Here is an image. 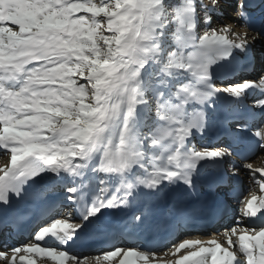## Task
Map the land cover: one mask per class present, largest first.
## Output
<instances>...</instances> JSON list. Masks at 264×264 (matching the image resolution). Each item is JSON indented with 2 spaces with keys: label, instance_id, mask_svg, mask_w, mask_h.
<instances>
[{
  "label": "snow or ice",
  "instance_id": "obj_1",
  "mask_svg": "<svg viewBox=\"0 0 264 264\" xmlns=\"http://www.w3.org/2000/svg\"><path fill=\"white\" fill-rule=\"evenodd\" d=\"M218 3L219 0H213L212 6L216 7ZM243 7V0H240L238 8ZM193 11L185 6L173 13L175 22L182 28L187 27L189 33L194 26ZM78 12L90 13L93 19L91 22L83 16L73 19ZM101 15L107 18L106 30L113 33L112 36L98 30L102 26L95 18ZM167 15L164 0H115L103 7L69 3V0H0V124L3 125L0 145L11 152V168L0 176V203L7 204V193L18 194V184L34 178L45 168L54 174L60 171L76 174L99 153L95 171L123 176L143 159L141 137L134 126L135 111L138 105H147L149 101L144 97L140 74L145 61L160 63L158 41L167 25ZM11 26H17L18 31H13ZM199 44L203 51L197 59V72L193 75H199L201 87L211 79L209 66L230 55L228 48L244 50L248 45L247 42L234 43L227 35H218L215 30L200 37ZM176 56V52L168 56L161 68L162 75L171 74L175 69L192 70L191 63L185 69ZM76 76L88 82L90 93L84 85L77 86L73 79ZM254 86L257 85L245 82L224 91L238 97ZM259 86L264 87V77ZM208 93L189 92L186 86L181 87L176 98L183 103L174 106L161 96L158 98V119L169 123L174 119L178 125L175 133L162 129L160 136L164 138L167 135L178 141L177 152L191 130L202 127L199 118L185 124L181 108L189 100L203 103ZM162 110L172 115H161ZM256 135L264 139V128ZM224 155L219 151L189 154L185 157L189 162L185 165L183 182L192 186L191 172L195 161L222 158ZM173 159L175 157H169L170 161ZM246 167L252 170L251 165ZM255 171L264 176V169ZM180 174L177 171L153 173L140 183L154 189L162 176L171 180ZM69 191L75 192V189ZM261 191H264V184ZM258 199L259 207H256ZM115 206L114 199L97 203L88 215L94 216L104 208ZM262 211L264 198L254 196L247 203L244 215L246 218L255 217ZM79 228L56 220L35 238L40 241L49 234L57 236L62 233L70 239ZM242 231L245 234L238 236L237 243L240 252L246 256L247 264H264V227L253 234H248L246 229ZM225 235L229 247H232L231 237L236 235V230ZM207 244L205 246L199 241L181 243L177 251L199 247L179 259L177 264H207V254L211 256V264H233L235 257L232 252L215 241ZM38 249L41 248L26 247L23 251L37 253ZM19 252L20 248L15 249L11 256L0 252V262L17 264ZM47 252V257L58 260L60 264L68 259L64 252ZM119 255L121 251L117 249L104 259L112 260ZM137 260L147 261L148 257L128 251L123 253L120 264H136ZM19 264H33V261L21 257Z\"/></svg>",
  "mask_w": 264,
  "mask_h": 264
},
{
  "label": "rangeland",
  "instance_id": "obj_2",
  "mask_svg": "<svg viewBox=\"0 0 264 264\" xmlns=\"http://www.w3.org/2000/svg\"><path fill=\"white\" fill-rule=\"evenodd\" d=\"M232 1L235 2V0H231V2L229 0H219L218 5L216 7H213L212 6L213 0H164V5L166 7L168 15H167V18L165 20V23H167V25L162 30L163 35L160 37V39L158 41V43L160 44V55H159L160 63H157L156 61L151 60V63L147 67V69H144L143 71H141V74H140L141 88H142L145 99H147L149 102L147 105H138L137 106V107H139V111L135 112V121H134V125H135V123L138 121V118L140 116V111H142L144 108L150 109V111L147 112L146 121L143 124H144V126H146L145 131L147 132V134L150 137L156 138L158 140L157 141L158 145H156V146H157V148H161L160 150L163 149V147H162L163 143L168 138L167 135H165L164 138H161L160 132L162 129H167L168 132L172 131L171 130L172 123H169L167 121H160L158 119V116L156 114L157 113L158 98L161 96L165 102H168L169 104H172L174 106V104L182 102L176 98V94L179 92V89L181 87L186 86L189 89V92L196 91V89L199 88L198 87L199 79H196V78H198L197 77L198 74L193 75V72H197V59L200 56V49L202 47L199 44V40L197 41V46L185 45V41L190 39L191 32L189 34L187 27L182 28L177 22H175L176 18L173 15V13H175L177 10L184 9L185 6H188L189 8L194 9V11L192 12V20L194 19L193 21L198 22L199 26H198L197 30L198 31L203 30V29L206 30V32H204V34L201 35V37L204 35L211 34V32L213 30H215L216 33L218 34L219 32L217 30V26H218L217 23H218L219 17L226 15V16L230 17V19H232V20L236 21L238 19V18H236L237 16L233 17V15H237V13L235 12V7L231 6ZM114 2H115V0H69V3H82V4H86V5L94 4L97 7H103V6H106L107 4H111ZM81 16H83L85 19L89 20V22H91V20L93 19L91 17L90 13H83V12H78V13L74 14L73 19H78ZM95 19H96L97 23L102 26L101 29H98V30L102 31L103 34L106 36H112L113 35V33H110L106 30L107 29V18L106 17L101 15L99 17H96ZM207 19L210 22L205 23V20H207ZM234 23L237 24V21ZM241 25L242 24H238V26H240L241 29L236 31L234 29L232 30V25L227 23V25L224 27L223 30H225L224 33H226V34L229 32L227 34L228 38L236 39L237 43L247 42L248 43V45L246 47L247 49L249 48V46H252L253 50H255L256 52H259V55L262 58V61H260V59L256 60L255 63H256V65H258V66H256L257 67L256 68L257 73L255 75H253V78L254 79L256 78L257 82L260 83L261 78L264 77V42H263L264 40L262 37H260L259 34H251V33L248 34L247 30L245 28L241 27ZM6 26H9V25H6ZM11 27H12L13 31H18L17 26H11ZM191 28H193V27H191ZM252 32H254V31H252ZM157 35L159 36L160 33L157 32ZM245 37H246V40H245ZM260 45H261V48H260ZM248 51H244V53L248 52ZM172 52L177 53L176 58L178 60H180V62L185 65V69H187L188 64L191 63L192 64V70L187 71V70L175 69V70H173V72L171 74L162 75L161 74V68H162L163 64L167 62V58ZM235 52H236V48H235V50L233 49V51L230 54V57L232 59L229 57L228 58L229 61L228 62L225 61L223 63L226 64V63L231 62V64H234L233 59H235V58L238 59V57H239V53L236 54ZM189 57H191L192 59L189 60ZM244 64L245 63H243V65ZM230 67L233 70V68L235 66L231 65ZM238 68L236 70H233V72L228 73L229 76H227V77H229L228 78L229 80L222 82L225 85V86H222L223 89H227V88H230L232 86L242 84L243 79H245L244 78L245 76H241L239 78L238 75H235L234 77L238 76L239 79L237 78L234 81H232L230 79V74L237 72L239 70ZM73 79H75L77 81V86L84 85L85 88L90 93V86L88 85V82L86 80L81 79L79 76L73 77ZM196 80H198V81L196 82ZM179 94L183 95V93H179ZM253 98H255V96H253ZM262 99H264V97ZM189 101H191V100H189ZM85 102L88 103V101H85ZM182 109L185 113V114L183 113V119H184L185 124H187V122L190 119H192L193 115H195V114L197 115L200 111L199 107L193 102H191L190 104L188 102L186 108L184 107ZM259 109H260V106H259ZM160 114L161 115L166 114L169 116L172 115L171 112H165L163 110L160 112ZM263 117H264V115H263ZM185 119H187V120H185ZM261 128H264V120L261 123ZM2 130H3V126H1V124H0V132H2ZM172 133H175V132L172 131ZM45 135H48V133H45ZM162 139H163V142L161 141ZM199 145H198V143H195L193 141V142H191V144L189 146H190V148L194 149L195 152H197V151L198 152H206L205 150H203V151L200 150L199 148L201 146H199ZM262 145H264L263 142H261L260 147L257 148L258 149L257 152L253 156H251V159H249V161H246V162H244V164L241 165V166H244V170L243 169L241 170L242 171L241 177L244 180V182L242 184V186H244V187H242V188H244V192L240 196L241 201H243L245 198H251L252 199L254 196L257 198H264V191L258 190V188L261 186L260 185L261 179L259 177L260 173L255 171L256 169H263V167H264V160L260 161L262 155L264 156V146H262ZM218 151L220 152V150H218ZM9 155H10L9 150L5 149L3 145H0V168L5 167L9 163V160H10ZM226 156H228V155H226ZM95 160H97V156L95 157ZM247 164L251 165L252 170H249L246 167ZM147 169L149 170L148 172H150L151 168H149L147 166ZM245 180H246V182H245ZM229 202L234 203V202H236V200L231 199ZM237 206L238 205H235V208H233L234 212L231 213L232 215H236L237 213H239L240 207H237ZM233 229H237L236 223H235V226L228 227L225 229L221 228L220 230H218V237L220 239L222 238V239H226L228 241V237L225 235V233L230 234L233 231ZM192 237L197 238L198 235H193ZM1 238H3V239L0 240V252H5L9 256H11L14 253L15 249L20 248L21 252H19L17 254L18 262H19L21 257H24V254L28 255V253L23 251L24 247H22V245H24L25 248H26V246L30 247V240L32 239L31 236H28V238L23 239L21 245L17 244V242H16V244L12 245L11 241H10V237H8V234L2 235ZM174 244H175V242L168 244V245H165L159 251H157V253H154V255L159 256V257L165 256L166 255L165 252L166 253L171 252L173 250V248L175 249ZM105 251L100 250V251L91 252V253L86 254V255L84 254L82 257H80V259L83 261V260H87L89 258H94V259H97L99 257L104 258ZM21 254H23V255H21ZM150 255H153V254L151 253ZM77 256H79V255H77ZM166 262L169 263L170 261L166 260ZM75 263H77V258L69 255L68 260H66V262L64 264H75ZM104 263L107 264V262H104ZM0 264H2V262H0ZM35 264H49V263H48V261H47V263H45L44 261H42V262H40V261L36 262L35 261ZM50 264H57V263L53 262ZM95 264H98V263L96 262ZM108 264H114V263L108 262Z\"/></svg>",
  "mask_w": 264,
  "mask_h": 264
},
{
  "label": "bare ground",
  "instance_id": "obj_3",
  "mask_svg": "<svg viewBox=\"0 0 264 264\" xmlns=\"http://www.w3.org/2000/svg\"><path fill=\"white\" fill-rule=\"evenodd\" d=\"M230 2H231V0H229ZM238 1V0H237ZM264 1V0H263ZM237 3V2H236ZM231 6H232V4H231ZM234 16H237L238 17V19L236 20L237 21V24H235L234 22H236L235 20H232V19H230V17H228V16H221V17H219L218 18V26H217V30H218V34L219 35H225L226 33H224L225 32V30H223L224 29V27L227 25V23L228 24H230V25H232V30L234 29V30H240L241 28H240V26H238V24H242V22H243V19L241 18H239V16L238 15H233V17ZM194 20V19H193ZM198 26H199V24H198V22H195L194 23V26H191V27H193V28H191V34H190V39L191 40H195V38H196V31H198L197 30V28H198ZM238 26V27H237ZM198 32H200V34L201 35H203L204 34V32H206V30H199ZM228 32V31H227ZM229 33V32H228ZM227 33V34H228ZM226 34V35H227ZM258 34H260L261 35V30L260 31H258ZM228 37V36H227ZM263 40H264V36H263ZM264 42V41H263ZM262 42V43H263ZM237 43V42H236ZM260 48H261V45H260ZM234 50H235V48H233ZM233 49H232V51H233ZM249 50V48L247 49V48H245L244 50H238V49H236V54H238L239 53V57L241 56V57H246V55H248V54H246V53H248V52H245L244 53V51H248ZM246 54V55H245ZM238 56V55H237ZM235 58V57H234ZM235 59H237V58H235ZM239 59V58H238ZM238 59L237 60H234V64H231V62L230 63H223V61H221V60H217L216 61V63L215 64H213V65H210V67H209V72H210V76H211V79L209 80L210 81V83L208 82L207 83V85H210L211 86V88L213 89V87H212V85H216V86H225L222 82H224V81H226V80H229L228 78L229 77H227V78H222L221 79V77H220V75L221 74H226V73H230V72H228L229 70H230V66L231 65H234V66H236V65H238L237 63L239 62L238 61ZM228 60V59H227ZM254 65H253V68H255L256 66H258V65H256L255 64V62H252ZM244 66H246V67H252L251 66V63H245L244 64ZM245 67V68H246ZM238 67H234L233 68V70H236ZM232 69V68H231ZM239 70L237 71V72H235V73H233V74H230V79L232 80V81H234V80H236L237 78H238V76H240V74H244L245 72H244V67H239L238 68ZM255 75L256 73H257V69L255 68L250 74L247 72V74L245 75V76H247V77H245V79L244 80H253L252 79V77H253V74ZM235 75H238V76H236V77H234ZM197 77L198 78H196V79H199V75H197ZM198 80H196V82H197ZM258 86H259V84H257ZM259 90L260 91H262V89H261V86H260V88H259ZM196 91L197 92H200V90L199 89H196ZM215 93V91H213V94ZM216 95H217V98L216 99H212V96H209L203 103H198L197 102V104H198V106L199 107H201V109L203 110H200L199 111V113H198V115L196 116V114L195 115H193L192 116V119H190L189 120V122L190 121H192V120H195V119H201V120H203L204 121V123L205 122H207L206 123V128H209L210 127V125H209V122H210V119H211V117H210V115H208L207 114V112L203 109V108H207L206 110H211V109H217V108H221V107H223L224 105H225V101H223L222 99H218V98H220V97H222V96H220V94L219 93H215ZM240 96V95H239ZM234 96L233 95H231L230 97H228V98H233ZM223 99H225V100H227V98H223ZM252 99V98H251ZM252 101H257V100H253L252 99ZM262 102H264V99H262V97H261V99H259V106H260V110H262V111H264V103H262ZM136 111H139V107H137L136 108ZM135 111V112H136ZM183 113H184V111H183V109L181 110V114H182V117H183ZM185 114V113H184ZM218 115H219V113H217ZM214 119H216V117L214 116ZM185 120H187V119H185ZM253 120V123L256 121L255 119H252ZM187 122V121H186ZM1 126H3L2 124H1ZM177 126V127H176ZM140 128V127H139ZM138 128V129H139ZM178 128V125L174 122V119H173V122H172V127H171V130L172 131H174V132H176L175 130ZM258 128V127H257ZM172 131H170V132H172ZM200 133H198V135H199ZM160 137V136H159ZM167 138V137H166ZM165 138V139H166ZM191 138V135L188 137V138H186V141H185V143L189 140ZM194 139V138H193ZM162 142H163V139L161 140ZM208 141V138L207 139H205V142L204 141H200L201 143H206ZM184 143V145L182 146V147H180V149H179V152H177L176 150H177V148H178V144L176 143V141H173V139L171 138V137H169V139L167 138V140H165V142L163 143V150H171V151H173L172 153H176V155L177 156H179V157H182V158H184L185 159V157L186 156H188L191 152H192V148H190V146L188 145V144H185ZM158 145V144H157ZM200 150H205L206 152H208V151H218V150H220V149H223L221 146H219V143H218V141L217 140H215V141H213V143H212V145L211 146H206L205 144L204 145H201V147L199 148ZM9 152H10V150H9ZM160 153V152H159ZM96 154H99V153H96ZM96 154H95V156H96ZM254 154H252L251 156H253ZM10 160H9V163L5 166V167H2V168H0V176H3L4 175V171H6V170H8V169H10L11 168V152H10ZM95 156H94V158L93 159H91L87 164H86V166H90L93 162L94 163H98V161L99 160H95ZM251 158V157H250ZM212 159H214V162H212L211 163V165H210V168H213V169H216L217 167H219V165L222 163V162H224L225 161V163H226V159H225V157L223 156L222 158H212ZM186 160V159H185ZM205 159H203L202 161H204ZM262 160H264V156L262 155V157H261V159H260V161H262ZM177 161H175V162H173V164H174V166L176 165L177 166ZM246 165V164H245ZM247 165H249V164H247ZM162 167L163 168H165V169H167V168H171V166L169 165V163H162ZM183 167H185V165L183 166ZM86 172H87V170L88 169H86V168H83ZM234 169H237L238 170V173H239V176H241V173H242V169L244 170V166H241V165H234ZM263 169H264V167H263ZM152 170V169H151ZM150 170V171H151ZM237 170H235V171H237ZM147 171H149L148 169H147ZM125 176H127V174L125 173L124 174V176H121V175H118V174H115V178L116 179H118V178H123V177H125ZM259 177H260V185H262V184H264V176H261L260 174H259ZM103 177H101V176H99V177H97V180H101ZM246 179V178H245ZM106 180H107V182L109 181V178H107L106 177ZM119 180V179H118ZM191 181H192V179H191ZM242 181L244 182V180L242 179ZM248 181V180H247ZM245 182H246V180H245ZM102 183V182H101ZM130 183H132V181L130 182ZM248 183V182H247ZM80 184V182L78 181L76 184H74V185H79ZM107 186L108 185H110V184H106ZM102 189H103V186L101 187ZM258 190L260 191L261 190V186L258 188ZM177 193H179V192H177ZM251 201V200H250ZM232 212H233V209H232ZM62 214H63V212H62ZM231 214V212H228V211H223V213L221 214V215H219L220 217H218V218H220V221L218 220V223H216V226H215V228H214V226L212 227V228H214L215 230H218V227L219 226H222V228H228V227H231L232 226V223H236V226L238 227V224H237V220L236 219H234V218H229V216H231L230 215ZM66 219H68V218H70V217H65ZM60 219H62V217L60 216V215H58V213H54L53 215H50V216H48V218L45 220V222L48 224V223H51L52 221H56V220H60ZM74 221L76 222V221H78L77 220V218H74ZM212 224V223H211ZM210 225V224H209ZM262 227H264V226H262ZM257 229H261V227H259V228H257ZM163 231H165V229L164 228H162V230H160V232H161V234L155 239V243L156 244H154V246H152L150 249L152 250V251H156V253H157V251H159L162 247H163V243H164V241H160V239H161V237H167V236H169L167 233H163ZM195 231H204L205 233L207 232V229H203V230H190V231H187V232H180L179 233V235L174 239V241H176L175 242V244L174 245H176L175 247H177L178 245H180L181 243H184L186 240H189V239H191V238H194V241L196 242V241H198L197 239H196V237H191V234L193 233V232H195ZM7 234H8V237H10V241H11V244L12 245H14V244H16V242H17V244H19V245H21L22 244V240L23 239H18L19 238V236H18V234L16 233V232H14V231H11V230H9V232H6ZM10 233H12L13 234V236H11V235H9ZM2 237V233H0V240L1 239H3V238H1ZM237 237V234H236V236L234 237V236H232V239H235ZM201 239V242H204V241H206V243L207 242H209V241H213L211 238H209V237H206V238H200ZM222 239H220L218 236L216 237V241H218L219 243H222V241H221ZM118 244H120V245H118ZM161 244H162V246H161ZM30 246L31 247H39V248H41V249H38L37 250V253H28V255L27 254H24V257L26 258V259H31L32 261H33V264H35V261L37 262V261H40V262H42V261H44L45 263H47V261H48V263L50 264V263H53V262H56L57 264H60V262L58 261V260H56V259H53V258H50V257H47L46 255H49V253L47 252V251H53V252H55V253H60V252H65V249L62 247V246H60V245H58V244H55V243H49V242H35V240H34V238H32V240H30ZM22 247H24L25 248V246L24 245H22ZM27 247V246H26ZM29 247V246H28ZM227 247V246H226ZM178 248H179V246H178ZM177 248V249H178ZM227 248H229V247H227ZM102 249H105L106 251H105V255H104V257L106 256V255H108L109 253H111L112 251H115V250H117V249H119L120 251H121V255H119V256H117V257H115L114 259H112V260H105L104 258H102V257H99V258H97V259H94V258H89V259H87V260H81L80 259V257H82L84 254L86 255V254H89V253H91V252H94V251H100V250H102ZM132 249H135V248H133L131 245H128V244H126V243H118L117 241H110V242H108V243H103V244H99V245H97L96 247H93V249H91V250H87V251H84V252H82V253H77L76 251H74V250H71L69 253H66V256L67 257H69V255H71V256H74V257H76L77 258V263H75V264H95L96 262L99 264H103L104 262H107V264H108V262H111V263H114V264H120V261L123 259V253H126V252H128V251H133V252H135V253H137L138 255H145V256H147V257H149V255L148 254H143V252H146L147 250H146V248H144L145 250H140V249H137V250H139L140 252H137V251H134V250H132ZM177 249H174L173 248V250L171 251V252H165V256H162V257H159L158 256V260L160 259L161 260V262H160V264H177V261H178V258H180L182 255H181V253H183V252H185V251H188V250H190L191 248H184V249H180L179 251H177ZM79 254H81V255H79ZM161 254V253H160ZM21 255H23V254H21ZM77 255H79V256H77ZM150 256H155L154 254L153 255H150ZM161 256V255H160ZM179 256V257H178ZM178 257V258H177ZM130 259H132V258H130ZM243 259V258H242ZM66 260H68V259H66ZM66 260L64 261V263L66 262ZM70 260V259H69ZM150 260H154V259H150ZM166 260H169L170 262L168 263V262H166ZM243 261L244 262H247V259H243ZM82 262V263H81ZM85 262V263H84ZM207 263L208 264H211L210 263V261H208L207 260ZM17 264H19V262H18V259H17ZM105 264V263H104ZM136 264H149V261L147 260V261H144V260H137L136 261Z\"/></svg>",
  "mask_w": 264,
  "mask_h": 264
}]
</instances>
